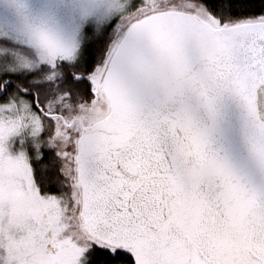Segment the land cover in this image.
Returning a JSON list of instances; mask_svg holds the SVG:
<instances>
[{
	"label": "snow or ice",
	"instance_id": "1",
	"mask_svg": "<svg viewBox=\"0 0 264 264\" xmlns=\"http://www.w3.org/2000/svg\"><path fill=\"white\" fill-rule=\"evenodd\" d=\"M0 264H264V0H0Z\"/></svg>",
	"mask_w": 264,
	"mask_h": 264
}]
</instances>
